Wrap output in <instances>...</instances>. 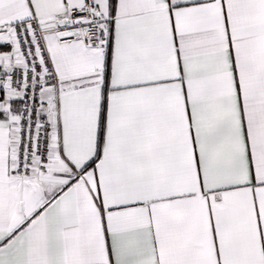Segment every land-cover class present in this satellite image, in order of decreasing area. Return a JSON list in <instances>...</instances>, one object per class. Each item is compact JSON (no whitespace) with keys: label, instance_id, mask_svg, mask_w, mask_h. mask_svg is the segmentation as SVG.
Returning a JSON list of instances; mask_svg holds the SVG:
<instances>
[{"label":"snow or ice","instance_id":"1","mask_svg":"<svg viewBox=\"0 0 264 264\" xmlns=\"http://www.w3.org/2000/svg\"><path fill=\"white\" fill-rule=\"evenodd\" d=\"M0 264H264V0H0Z\"/></svg>","mask_w":264,"mask_h":264}]
</instances>
